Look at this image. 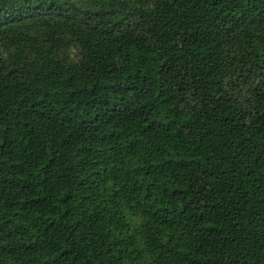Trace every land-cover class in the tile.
Returning <instances> with one entry per match:
<instances>
[{
  "label": "trees",
  "instance_id": "obj_1",
  "mask_svg": "<svg viewBox=\"0 0 264 264\" xmlns=\"http://www.w3.org/2000/svg\"><path fill=\"white\" fill-rule=\"evenodd\" d=\"M0 264H264V0H0Z\"/></svg>",
  "mask_w": 264,
  "mask_h": 264
},
{
  "label": "rangeland",
  "instance_id": "obj_2",
  "mask_svg": "<svg viewBox=\"0 0 264 264\" xmlns=\"http://www.w3.org/2000/svg\"><path fill=\"white\" fill-rule=\"evenodd\" d=\"M73 53H74V57L76 58V53H75V51H73Z\"/></svg>",
  "mask_w": 264,
  "mask_h": 264
}]
</instances>
